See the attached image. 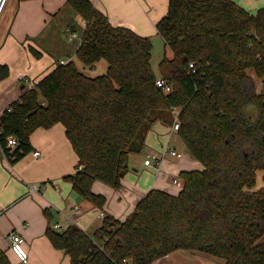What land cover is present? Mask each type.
<instances>
[{"label": "trees", "instance_id": "16d2710c", "mask_svg": "<svg viewBox=\"0 0 264 264\" xmlns=\"http://www.w3.org/2000/svg\"><path fill=\"white\" fill-rule=\"evenodd\" d=\"M67 5L85 23L76 59L86 67L105 61V74L86 76L70 59L11 103L0 117L8 164L32 151L35 130L61 124L77 157L62 180L102 209L106 199L92 184L119 189L129 155L142 151L155 123L171 126L176 116L185 151L203 169L179 172L177 193L149 190L123 221L105 215L92 235L74 224L54 230L44 210L52 247L70 264H152L177 250L264 264V188L252 190L264 170V93L255 89L258 80L264 85V8L252 14L233 0H169L155 25L165 48L157 76L150 37L113 26L89 0ZM0 264H11L1 249Z\"/></svg>", "mask_w": 264, "mask_h": 264}, {"label": "crops", "instance_id": "0c3cea01", "mask_svg": "<svg viewBox=\"0 0 264 264\" xmlns=\"http://www.w3.org/2000/svg\"><path fill=\"white\" fill-rule=\"evenodd\" d=\"M89 1L113 26L130 29L151 40L158 36L155 25L165 16L169 0ZM233 1L252 14L264 8V0ZM78 22L82 25V33L85 23L67 5V0L7 1L0 17V74L8 71L0 81V117L23 92L33 88L59 63L72 59V54L75 57L77 40L70 41L68 34L78 36ZM152 70L158 76V72ZM30 143L32 151L14 165L8 164L0 151V249L11 264L20 263L10 249V232L24 239L23 248L28 255L25 264H70L69 256L54 249L45 235L49 225L44 215L46 209L51 226L59 224L66 229L74 224L92 235L105 215L123 221L149 190L177 193L179 189L171 184V177L178 176L181 171L203 169L185 151L177 132L157 122L148 132L142 151L129 155V169L119 189L100 182L92 184V192L106 199L102 209H98L62 180L74 172L77 157L61 124L35 130ZM177 143L183 151L177 149ZM165 148L179 152L182 157L163 154ZM35 152L39 153L38 157H33ZM153 156L159 162H151ZM259 178L264 179V170L256 172V180ZM32 184L39 185L38 192L30 191ZM74 205L80 209L77 216L70 214ZM211 258L177 250L152 264H223Z\"/></svg>", "mask_w": 264, "mask_h": 264}, {"label": "built area", "instance_id": "2783aa9c", "mask_svg": "<svg viewBox=\"0 0 264 264\" xmlns=\"http://www.w3.org/2000/svg\"><path fill=\"white\" fill-rule=\"evenodd\" d=\"M7 1L8 0H0V17H1V15H2L5 7H6ZM68 39L70 41L71 40H77V44L78 45L81 42L80 38L76 35V33H69L68 34ZM61 63H64V62H61ZM192 66H193L192 64L189 65V67H192ZM156 86L159 87L160 89H162L165 92H169L170 91V87L167 86L165 84V82L161 78H157L156 79ZM6 109L9 111L10 110L9 106ZM174 118L175 119H174L173 124L171 125V130L177 132V130L179 128V124L177 122L176 116ZM7 142H8L7 144L10 145V146L15 145V141H14L13 138H9ZM163 154H169L170 156L178 158V159L182 157V154H180L179 152H177V151H175L173 149H167V148H165L163 150ZM38 155H39L38 152L33 153V157H38ZM150 161L151 162L153 161L154 163L159 162L158 158H156L155 156L150 157ZM171 184L175 188H177L179 190L182 187V181L179 179L178 176L171 177ZM29 189H30V191L32 193H34V192H38V190L40 188H39L38 184H32V185H30ZM79 213H80V209L76 205H74L71 208L70 214L73 215V216H77ZM99 216L103 217V214L100 213ZM69 220H71V222H73L72 219L69 218ZM52 228L54 230H56V231L64 230V227L60 226L59 224H54L52 226ZM8 238H9V241H10V249H11L12 253L15 255L16 259L18 260V262L20 264H25L27 262L28 255H27V252L23 248V243H24L23 237L21 235L15 233V232H10L9 235H8ZM126 264H129V263H126Z\"/></svg>", "mask_w": 264, "mask_h": 264}, {"label": "rangeland", "instance_id": "374dc122", "mask_svg": "<svg viewBox=\"0 0 264 264\" xmlns=\"http://www.w3.org/2000/svg\"><path fill=\"white\" fill-rule=\"evenodd\" d=\"M76 30H77V34L80 38L81 37V30H82V25L80 22H78ZM151 43H152L151 67H152V69H154L155 72H158L157 71L158 63L165 54L164 42H163L161 36L158 35V36H154L151 39ZM76 46H77V43H76ZM71 56H72V60L75 62L79 71L82 72L83 74H85L86 76L96 77V76H101V75L105 74L106 67H107L105 61L102 60V61L98 62L97 64H95L94 67H86V66L82 65L76 59V57L73 56V54ZM247 74L249 76L253 77L252 71H250V70L247 71ZM255 89L258 93H264L263 82L259 81V80L256 81ZM176 147L178 150L183 151V147L180 145V143H177ZM131 159H133V158H131ZM261 188H264V181L262 180V178H259L258 180H256V178H255V185L252 188V190L257 191V190H260ZM98 224L99 223L97 221V225ZM259 242H264V236L262 237V239L259 240ZM211 259H214V258H211Z\"/></svg>", "mask_w": 264, "mask_h": 264}]
</instances>
